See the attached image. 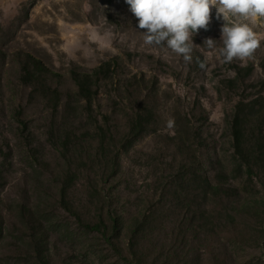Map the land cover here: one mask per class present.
Wrapping results in <instances>:
<instances>
[{
    "label": "rangeland",
    "instance_id": "374dc122",
    "mask_svg": "<svg viewBox=\"0 0 264 264\" xmlns=\"http://www.w3.org/2000/svg\"><path fill=\"white\" fill-rule=\"evenodd\" d=\"M90 3L85 12V0H0V264H36L30 238L33 228L43 234L36 217L59 264H264V20L249 22L261 41L254 59L224 63L203 44L222 46L224 21L213 8L185 62L144 44L124 0ZM27 55L59 77L26 73ZM106 62L88 109L72 72ZM243 97L257 100L243 112L249 164L228 125ZM145 108L148 129L128 145L130 121ZM66 173L82 214H91L97 185L126 227L136 216L149 222L132 262L60 208ZM204 178L216 188L205 189ZM128 238L125 230L119 244Z\"/></svg>",
    "mask_w": 264,
    "mask_h": 264
},
{
    "label": "trees",
    "instance_id": "16d2710c",
    "mask_svg": "<svg viewBox=\"0 0 264 264\" xmlns=\"http://www.w3.org/2000/svg\"><path fill=\"white\" fill-rule=\"evenodd\" d=\"M27 59L28 62L26 63L27 65L24 69L26 73L32 72L38 75L50 74L51 76L59 77L58 74H54L53 72L48 71L39 60L33 58L32 56L27 55ZM109 67L110 62H106L90 73L82 74L72 72V78L76 84L78 96L87 103L88 109H91L92 100L97 94L96 90H92L93 79H98L100 72L105 71V69L108 70ZM243 70L250 71L249 68L238 69V71ZM228 81L232 85H236L237 83L236 79ZM256 102L257 100H249L248 97L241 98L236 103L235 110L228 122L235 152L236 154L240 155L242 159H244V161L248 164L249 156L245 155V146L243 145L245 121V114L243 112L247 109L253 110L255 108V105L257 104ZM152 118L153 115L149 109H139L137 112H135L133 118L130 121L128 135L126 137V143L128 145H130L133 141L138 139L147 131L148 125L151 122ZM99 129H101V126H99ZM262 141L263 142L259 148V153L264 152V136L262 137ZM110 163L112 167V176H115L117 175V170L120 167L118 156L115 155L113 159H111ZM72 181H74L73 175H71V173H66L65 177L62 180V186L60 188V208L64 212L69 213L73 217L75 224L85 233L99 237L102 245L105 246V248L109 252L113 251L118 257L119 255H123L122 257H124V261L132 262V260H129L127 258H137V255L141 251V246L138 239L140 236L149 231L147 230L149 222L145 220L146 218L141 220V218H138L136 216L133 218L132 223L126 227L124 218L121 213L118 212V209L116 207L112 206L109 196L107 197V195L103 194V192L98 189L97 185L94 187V194L97 197L96 204L93 209H89V211H91V214L87 216L82 214V209L73 204L69 199V194L71 191L69 185ZM203 184L205 185V189L207 188L212 190L216 188L211 185L207 178H204ZM34 219L37 222L36 226L38 227V229L43 232V234H41L36 228H33L32 238H30V245L32 246L31 253L35 263L59 264L57 262L51 261L50 255L47 250V232L42 228L43 224L41 223V221L37 217ZM125 230H127V233H129V238L124 248L119 244V241ZM135 263L138 264L137 262Z\"/></svg>",
    "mask_w": 264,
    "mask_h": 264
},
{
    "label": "clouds",
    "instance_id": "9594fccd",
    "mask_svg": "<svg viewBox=\"0 0 264 264\" xmlns=\"http://www.w3.org/2000/svg\"><path fill=\"white\" fill-rule=\"evenodd\" d=\"M128 10L142 30L143 42L148 46H165L185 62H191L196 44L193 36L207 30L214 8L216 18L224 23L220 28V47L217 40L205 38L203 44L215 49L224 63L233 60L247 62L254 59L260 39L249 22L264 20V0H124ZM85 12L91 11L85 0ZM203 67V65H201ZM172 122L169 121V126Z\"/></svg>",
    "mask_w": 264,
    "mask_h": 264
}]
</instances>
